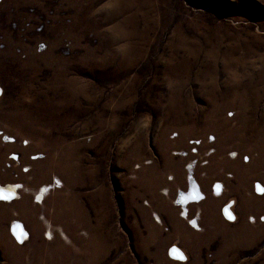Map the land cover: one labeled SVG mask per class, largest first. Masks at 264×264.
<instances>
[{
	"label": "rangeland",
	"instance_id": "374dc122",
	"mask_svg": "<svg viewBox=\"0 0 264 264\" xmlns=\"http://www.w3.org/2000/svg\"><path fill=\"white\" fill-rule=\"evenodd\" d=\"M261 189L264 0H0V264H264Z\"/></svg>",
	"mask_w": 264,
	"mask_h": 264
},
{
	"label": "snow or ice",
	"instance_id": "6c2138e0",
	"mask_svg": "<svg viewBox=\"0 0 264 264\" xmlns=\"http://www.w3.org/2000/svg\"><path fill=\"white\" fill-rule=\"evenodd\" d=\"M261 191H264V189H261ZM180 259H184L185 257H183L182 255L179 256Z\"/></svg>",
	"mask_w": 264,
	"mask_h": 264
},
{
	"label": "bare ground",
	"instance_id": "6f19581e",
	"mask_svg": "<svg viewBox=\"0 0 264 264\" xmlns=\"http://www.w3.org/2000/svg\"><path fill=\"white\" fill-rule=\"evenodd\" d=\"M227 215L229 216V218H232V215L229 214V212H227ZM18 234V233H17ZM176 255V254H175Z\"/></svg>",
	"mask_w": 264,
	"mask_h": 264
}]
</instances>
